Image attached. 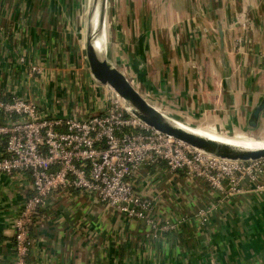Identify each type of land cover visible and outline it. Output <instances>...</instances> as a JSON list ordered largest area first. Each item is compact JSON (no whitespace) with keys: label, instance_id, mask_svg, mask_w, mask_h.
Listing matches in <instances>:
<instances>
[{"label":"crops","instance_id":"1","mask_svg":"<svg viewBox=\"0 0 264 264\" xmlns=\"http://www.w3.org/2000/svg\"><path fill=\"white\" fill-rule=\"evenodd\" d=\"M117 5L109 30L105 20L108 59L152 105L230 138L264 134V110L249 123L264 100V0ZM85 21L73 0H0V96L33 100L46 115L99 112L110 89L89 67ZM135 183L152 203L145 219L92 193H52L27 264H264V191L252 181L223 196L162 164L142 167ZM32 189L28 174H0V264L14 263L15 220Z\"/></svg>","mask_w":264,"mask_h":264},{"label":"built area","instance_id":"2","mask_svg":"<svg viewBox=\"0 0 264 264\" xmlns=\"http://www.w3.org/2000/svg\"><path fill=\"white\" fill-rule=\"evenodd\" d=\"M110 89V88H109ZM100 111L85 117L46 115L30 99L0 96V174H28L33 189L15 220V259L27 264L30 233L52 193L77 190L131 218L149 216L135 174L166 165L172 173L201 179L219 194L243 192L244 180L264 191V158H220L148 126L113 91Z\"/></svg>","mask_w":264,"mask_h":264},{"label":"water","instance_id":"3","mask_svg":"<svg viewBox=\"0 0 264 264\" xmlns=\"http://www.w3.org/2000/svg\"><path fill=\"white\" fill-rule=\"evenodd\" d=\"M89 17L86 39V52L89 67L94 78L102 85L113 90L124 102L131 113L140 118L148 126L183 141L199 150L216 157L230 160H259L264 158V147L251 149L234 146L225 142L211 139L179 127L171 118L152 105L149 100L134 86L129 77L111 61L106 55H101L95 48L96 37L105 29L106 6L108 0H88ZM99 9V23L96 31L92 30V17L95 9ZM264 100L256 107L250 120L251 126H257ZM183 123V122H182ZM253 138V137H252Z\"/></svg>","mask_w":264,"mask_h":264},{"label":"bare ground","instance_id":"4","mask_svg":"<svg viewBox=\"0 0 264 264\" xmlns=\"http://www.w3.org/2000/svg\"><path fill=\"white\" fill-rule=\"evenodd\" d=\"M99 9L98 7L95 9V13H93L92 17V30L96 31L98 28V23H99ZM107 32L105 29L103 30L102 34L97 36L95 40V48L98 53H100L102 56L106 54L107 52V46H106V34ZM179 127L190 131L192 133H196L202 136L209 137L211 139H215L221 142H225L234 146L242 147V148H251V149H257V148H262L264 147V142H261L259 140H248V139H240V140H235L232 139L228 136H223L220 135L219 133H216V131L212 130H202V129H196L191 126H188L184 123L174 121Z\"/></svg>","mask_w":264,"mask_h":264},{"label":"rangeland","instance_id":"5","mask_svg":"<svg viewBox=\"0 0 264 264\" xmlns=\"http://www.w3.org/2000/svg\"><path fill=\"white\" fill-rule=\"evenodd\" d=\"M67 1V0H66ZM69 9H70V7H69ZM73 10L74 11H79V13H83V14H85V16H86V20H88L87 19V17H89L88 15H89V1L88 0H73ZM113 10H115V11H117L118 10V5H117V0H108L107 1V6H106V16H109V13H110V22H111V27H112V25H114V20H113V15H112V11ZM105 20H106V23H107V25H108V30H109V22H108V20H107V17H105ZM86 23H82L81 24V27H83V32H84V34H85V36H86V34H87V31H88V24H87V21H85ZM107 35H108V33H107ZM85 39H86V37H85ZM108 53H109V51H108V49H107V52H106V56L108 57ZM106 93V92H105ZM105 93L103 92V96H102V99L104 100L105 99ZM99 98H101V97H99ZM97 98H94V100H96ZM181 122H183V121H181ZM184 123V122H183ZM216 132H219V133H222V132H220V131H217L216 130ZM223 134H226V133H223ZM236 134H238V133H231V135L233 136H235ZM254 134V133H253ZM221 135V134H220ZM227 135V134H226ZM230 135V134H229ZM243 135L244 136H249V137H239V138H237V139H235V138H232V139H235V140H240V139H248V140H255V139H257V140H259V141H261V142H264V134H254V135H247V134H245V133H243ZM224 136V135H223ZM253 137V138H252Z\"/></svg>","mask_w":264,"mask_h":264}]
</instances>
